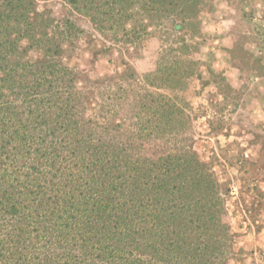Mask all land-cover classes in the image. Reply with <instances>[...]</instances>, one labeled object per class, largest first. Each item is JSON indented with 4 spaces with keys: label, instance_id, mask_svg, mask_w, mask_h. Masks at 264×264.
Instances as JSON below:
<instances>
[{
    "label": "rangeland",
    "instance_id": "374dc122",
    "mask_svg": "<svg viewBox=\"0 0 264 264\" xmlns=\"http://www.w3.org/2000/svg\"><path fill=\"white\" fill-rule=\"evenodd\" d=\"M166 1L135 0L122 15L100 14L102 23L61 0L37 2L62 49L40 103L62 112L47 139L96 143L110 157L169 156L188 178V161L205 163L229 234L216 242L222 229L208 221L206 264H264V0ZM33 49L30 61L42 59ZM192 182L188 195L199 197ZM74 248L72 264H142L135 248L115 259ZM149 251L146 264H189Z\"/></svg>",
    "mask_w": 264,
    "mask_h": 264
},
{
    "label": "trees",
    "instance_id": "16d2710c",
    "mask_svg": "<svg viewBox=\"0 0 264 264\" xmlns=\"http://www.w3.org/2000/svg\"><path fill=\"white\" fill-rule=\"evenodd\" d=\"M39 1L46 0H0V264H72L74 246L112 259L135 248L142 264L151 248L177 262L213 261L203 257L208 221L222 229L216 242L227 243L229 234L212 204L221 195L205 163L188 161L195 173L188 178L169 156L110 157L96 143L47 139L55 134L49 121L62 112L40 103L57 81L53 61L62 49ZM61 1L102 23L100 14L122 15L135 0ZM32 48L42 59L30 61ZM190 179L199 197H189Z\"/></svg>",
    "mask_w": 264,
    "mask_h": 264
}]
</instances>
